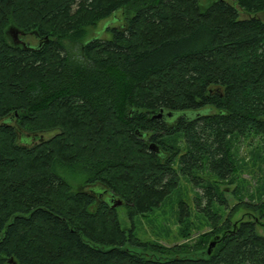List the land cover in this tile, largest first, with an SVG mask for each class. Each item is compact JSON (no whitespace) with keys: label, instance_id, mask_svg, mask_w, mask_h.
I'll list each match as a JSON object with an SVG mask.
<instances>
[{"label":"trees","instance_id":"16d2710c","mask_svg":"<svg viewBox=\"0 0 264 264\" xmlns=\"http://www.w3.org/2000/svg\"><path fill=\"white\" fill-rule=\"evenodd\" d=\"M119 10L107 38L85 39ZM9 29L41 42L15 44ZM253 138L264 141V0H0V264H264L256 220L230 221L239 205L264 208L239 200L216 221L227 199L215 185L197 184L210 253V237L131 250L140 242L109 202L132 219L181 177L198 183L201 167L226 180L241 168L237 143ZM254 153L264 166V145ZM176 208L187 237L189 205Z\"/></svg>","mask_w":264,"mask_h":264},{"label":"rangeland","instance_id":"374dc122","mask_svg":"<svg viewBox=\"0 0 264 264\" xmlns=\"http://www.w3.org/2000/svg\"><path fill=\"white\" fill-rule=\"evenodd\" d=\"M200 1L201 3H205L207 0ZM122 22V11H116L110 17L97 22L94 26L88 27L85 39L88 40L93 37L107 38L109 34L105 31V27L120 25ZM27 38L31 39L32 37ZM32 41L36 42L34 38ZM64 45L71 56H77L79 54V43L64 41ZM52 134H54V132L47 131L41 133L40 137L46 139ZM33 141L36 142L34 139ZM262 145H264V141L257 138H253L250 141L240 139L236 145V148L239 149L235 151V159L236 163L241 164V168L236 169V172L233 173L231 177L226 180H221L213 176L206 167H201L195 172L199 177L198 183L190 182L186 177H181L179 187L171 194L170 198H168L160 208L146 215H136L131 219L127 215L126 206L124 204L116 206V212L121 225L125 228H133L135 236L140 242V244H137L126 241V246L133 251L149 252V243L157 242L166 247L177 244L192 246L200 237H210L207 243L209 246V243L214 240V235H208L213 228V216L210 218L202 209L206 204L207 197L203 194L204 189L200 185H197L199 183H210L216 186L213 187L215 188L213 190L214 192H224L223 198L225 197V199H227V204L225 206L218 202L215 203L217 199L215 196L212 197V205L215 203V207H212V209L217 213L216 221L222 220L224 215L228 214L231 207L239 203V200L249 201L253 204L256 203L257 206L264 208V186L262 185V181L264 180V166H260L258 160L256 162L252 161L256 159L254 151L261 150ZM241 157H243L244 160H241ZM67 176V180L71 181V184L74 186L77 181H75V179L77 178L72 175ZM229 179H233V182H228ZM233 189H237V195L232 193ZM196 194H201V198L197 202L198 204H196L194 200ZM179 197L188 203L190 209V221L192 224L190 235L187 237L178 234L179 227L176 223V199ZM116 199L118 198L115 197L114 200ZM239 219L256 220V231L260 234H264V216L260 215L259 210L239 205L233 210L230 221L235 224Z\"/></svg>","mask_w":264,"mask_h":264},{"label":"flooded vegetation","instance_id":"af4514ba","mask_svg":"<svg viewBox=\"0 0 264 264\" xmlns=\"http://www.w3.org/2000/svg\"><path fill=\"white\" fill-rule=\"evenodd\" d=\"M10 39L12 40L13 43L21 45L23 47H31L34 48L40 44V39L34 38L36 42H33V36L30 34H23L19 33L18 31H13L9 29L8 31ZM27 37H32L31 39H28ZM110 200V198H109ZM114 200V199H113Z\"/></svg>","mask_w":264,"mask_h":264},{"label":"water","instance_id":"95a60500","mask_svg":"<svg viewBox=\"0 0 264 264\" xmlns=\"http://www.w3.org/2000/svg\"><path fill=\"white\" fill-rule=\"evenodd\" d=\"M161 115H162V110H160V112L157 113L156 115H153V117L154 116L160 117ZM149 146L155 152H160L158 146L155 143H151ZM114 198H115V196L111 197L110 200H109V202H110V204H111L112 207H116V206L121 205V204L124 203L120 199L113 200ZM214 245H215V240H213L212 242L209 243V246L207 248V253H210L211 252V249L213 248Z\"/></svg>","mask_w":264,"mask_h":264}]
</instances>
